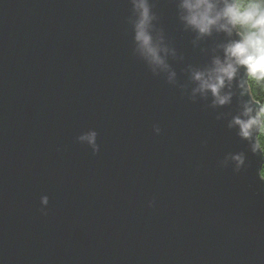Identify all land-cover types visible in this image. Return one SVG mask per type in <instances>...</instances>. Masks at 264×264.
Returning <instances> with one entry per match:
<instances>
[{"label":"water","instance_id":"water-1","mask_svg":"<svg viewBox=\"0 0 264 264\" xmlns=\"http://www.w3.org/2000/svg\"><path fill=\"white\" fill-rule=\"evenodd\" d=\"M150 2L190 91L212 40L193 46L178 0ZM130 15L129 0H0V264H264L257 157L133 54ZM89 129L95 155L76 139ZM239 151L246 168L220 166Z\"/></svg>","mask_w":264,"mask_h":264},{"label":"clouds","instance_id":"clouds-1","mask_svg":"<svg viewBox=\"0 0 264 264\" xmlns=\"http://www.w3.org/2000/svg\"><path fill=\"white\" fill-rule=\"evenodd\" d=\"M127 17L135 48L133 54L153 73H166L167 83L178 86L192 102L205 101L216 111V119L226 121L228 130L246 143V150L258 159V178L264 184V0H178L177 16L183 30L194 35V47L212 40L210 48H201L207 56L203 65H189V81L178 84L176 72L167 62L174 48L164 43L163 30L155 34L159 21L150 0H129ZM210 53V55H208ZM230 108L228 112L219 109ZM160 134V127L153 125ZM98 133L89 129L77 141L98 154ZM206 143V142H205ZM239 173L248 166L246 151L229 152L219 162ZM154 202H149L153 206ZM40 212L47 215L49 197H40Z\"/></svg>","mask_w":264,"mask_h":264}]
</instances>
